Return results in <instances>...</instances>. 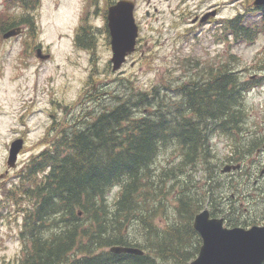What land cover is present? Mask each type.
<instances>
[{
	"label": "rangeland",
	"instance_id": "374dc122",
	"mask_svg": "<svg viewBox=\"0 0 264 264\" xmlns=\"http://www.w3.org/2000/svg\"><path fill=\"white\" fill-rule=\"evenodd\" d=\"M109 1L38 0L34 11L29 12L34 27L23 25L24 32L8 40L3 38L4 32H0V176L9 171L0 178V264H20L26 248L30 246L27 237H22V211L8 204L5 190L15 185L19 173L27 168L32 157L47 148L50 138L61 126L77 125L82 128L93 116L116 105L118 99L114 96L124 98L153 90L165 94L164 99L172 106L167 111H175L180 108L177 105L179 99L172 98L176 99L173 101L168 97V92L181 81L196 77L194 69L204 65L209 68L210 62L221 66L228 61L237 70L250 68L255 54L264 48V37L251 47L235 43L229 45L219 40L216 44L211 38L214 27L209 26L198 27L199 30L194 28V33L187 36L189 20L198 11L219 7L217 18L212 23L217 26L219 35V23L235 17L243 11L244 6H251L252 0H190L185 4L183 0H136V19L141 29L139 51L129 57L122 68L125 74L119 76L112 71L109 36L102 18ZM7 6L10 15H28V11L18 6L12 7L5 0H0V14ZM83 9L94 12L96 18L92 21L95 31L78 28ZM147 10L152 14L150 20L145 15ZM183 11L190 12H187L191 14L189 20L184 21L186 14ZM85 15L83 13V20ZM78 29L81 42L89 46L88 50H82L75 38ZM39 45L45 54L51 55L49 60L42 61L36 57ZM259 56L264 59V51ZM258 63L264 65V60H258ZM257 71L256 68L250 70L251 73ZM167 87H172V90ZM249 101L252 103L251 110L264 115V94L249 95ZM145 112L150 113L147 109ZM141 114L140 110L135 112V115ZM19 138L24 140V147L16 168L9 170L7 160L10 146ZM177 144V141L167 143L152 165L158 175L167 173L163 176L166 182L161 181L154 186L155 190H163L166 197L172 193L170 203H165L169 211L173 212V206L177 205L175 196L182 192L200 204L199 212L222 208L223 212L217 215L237 220L246 217L243 209H247V217L252 216L254 220L261 218L263 207L243 201L241 194L239 197L237 193L233 200L228 198L224 203L222 201L226 195H233V189L240 187L241 177V170L222 173L226 165L241 163L238 157L229 155L232 141L228 136L218 134L211 138L214 159L207 173L203 172L202 167L189 169L188 174L183 176L178 173L182 152ZM117 191V188L113 190L111 200ZM159 198L154 204L158 203ZM231 206L236 210L234 215L227 214ZM157 214L159 217L156 221L160 224L163 218L160 208ZM131 234L136 235L133 229Z\"/></svg>",
	"mask_w": 264,
	"mask_h": 264
},
{
	"label": "trees",
	"instance_id": "16d2710c",
	"mask_svg": "<svg viewBox=\"0 0 264 264\" xmlns=\"http://www.w3.org/2000/svg\"><path fill=\"white\" fill-rule=\"evenodd\" d=\"M5 2L28 15H10L7 6L0 14V32L22 25L34 27L29 12L38 0ZM261 31L264 26L258 33ZM77 33L79 39V29ZM256 36L249 34L247 41ZM78 43L82 49L89 47L81 40ZM224 79V74L216 75L214 88L205 98L206 115L211 104L217 129L222 132H226L223 121L229 114L230 96L229 82ZM232 82L235 117L241 93L235 78ZM172 91V98L177 99L178 89ZM187 93L195 106V93L191 89ZM164 97L160 90L124 98L116 95V105L93 116L82 128L61 127L47 148L31 158L15 185L5 190L8 204L22 211V237L30 243L20 264H189L197 257L201 238L193 222L200 204L179 192L177 205L169 211L165 203H170L172 193L166 197L154 186L166 182L163 176L167 173L158 175L152 165L167 143L174 141L182 152L178 163L182 176L196 167L207 173L214 155L200 126L178 121L176 110H166L172 106ZM138 110L141 116L135 115ZM158 208L163 214L160 224L156 221ZM225 219L228 227L239 226V219ZM112 246L139 247L145 254H115L109 251Z\"/></svg>",
	"mask_w": 264,
	"mask_h": 264
},
{
	"label": "flooded vegetation",
	"instance_id": "af4514ba",
	"mask_svg": "<svg viewBox=\"0 0 264 264\" xmlns=\"http://www.w3.org/2000/svg\"><path fill=\"white\" fill-rule=\"evenodd\" d=\"M113 1L116 2L119 0L109 1L107 12L109 7L112 6ZM189 1L190 0H183V4ZM218 10L219 7L218 9H208L204 12L198 11V13L190 20L189 17L191 16V14L188 15L190 12L183 11V14H186L184 21H190H188L189 28L186 29L189 30L187 36L194 33V28L199 30L200 28L198 27L202 28L205 26H209L210 28L214 27L212 29L214 36H212L211 38H213L214 43L216 44L219 40L222 42L225 41V43L227 42L226 44L229 45L235 43L239 46L243 45L251 47L256 46L258 43V39L264 37V32L258 33L259 28L264 26V7L257 8L254 6H244L243 11L238 12L235 17L226 18L223 22L219 23V35L216 32L217 26L212 24L213 21L217 18V16L213 17L211 15L213 11L217 12ZM83 13L86 14L84 16V20L82 19ZM145 15L148 20L152 18V14L149 10L145 12ZM95 18L96 17L93 11L92 13H90V11L86 12L83 9L81 12L80 23L78 25V28H89L91 30H94L95 27L92 20ZM102 18L106 26L107 15L103 13ZM256 33L257 37L253 41H247V37L249 36V34L253 36ZM195 36L198 37L196 33ZM139 45L140 38L138 40L135 53L132 54L130 57H132L139 51ZM261 50L259 53L255 54V57H257L258 59H255V57L253 58L254 61L251 64V66L253 67H242L240 70H237L231 64V61L223 63L221 66L218 65L219 67L217 66L216 62H210L208 65L209 68L204 65L199 67V69H194L196 77H194L192 80L184 82L181 81L177 86H175V89H178L177 99H179V103H177V105L180 107L175 111V115L178 116V121H188L189 124L200 126L199 130L203 132L202 136H204V138L208 140H211V138L217 136L218 134H223L228 136L232 141V145H230L229 147V155L232 157H239L241 161V177L239 183L240 187L233 189V195H226L224 199L222 198V201L224 203V201L228 198H230L229 200H233L232 198H234V196L236 198V194L238 193L239 197L241 194V198L243 199V201L245 200L250 204L261 205L263 207L261 212L262 215L259 220H254L252 216L247 217L245 212H247L248 210L245 209L244 211L243 209V214L246 217L239 219V226L244 228H250L254 225H264V115H259L254 110H251L250 105L252 103L251 101H249V95H254L255 93H258L259 96H261L264 94V65H260L258 63V60H264L259 56V54H263L264 48ZM234 58L235 57H233V59ZM128 60L129 57L127 61ZM194 61H197V63L199 62L196 59ZM126 63L124 65H126ZM222 66H224L225 69L223 71H218V69H220ZM252 68H256L258 71L251 73L250 70ZM118 74L119 76H123L125 74V71L122 70V73L118 72ZM218 74H224L225 82H229L228 88L230 91V96L227 102L229 107V114L223 121L226 125V132H222L217 129V121L213 117V112H211L210 110L211 104H209L208 116L206 115L205 109V98L207 97V93L209 94V91L211 92L214 88L215 77ZM232 78L236 79L237 83L235 84V86H237L238 91L241 93V100L239 102H236L235 117L233 116L234 104L232 101L231 93V89L234 85L232 82ZM167 88L169 90H172V87ZM189 89L193 90V92L195 93V96H193V99L196 100L195 106L194 102H191L188 98L187 91ZM168 93V97L170 98H172V96H175L173 95V91H170ZM212 98L213 100L215 98L213 94ZM175 103H173V105H175ZM262 107H264V103H262ZM169 113L170 112H168V114ZM52 127L54 128V126ZM8 172L9 171H6L5 174H7ZM243 204L244 203H242V205ZM224 206L225 204H223L222 207ZM235 211L236 210L231 206L228 209L227 214L230 215L231 213L232 215H234ZM238 211L240 210L238 209ZM215 212L221 213L223 212V209L217 208V211L215 210ZM212 213L214 212L210 211L211 217L220 216L226 222L224 216H216ZM226 218L232 219L227 216ZM249 219H251L252 221H249ZM232 220L236 221V219Z\"/></svg>",
	"mask_w": 264,
	"mask_h": 264
},
{
	"label": "water",
	"instance_id": "95a60500",
	"mask_svg": "<svg viewBox=\"0 0 264 264\" xmlns=\"http://www.w3.org/2000/svg\"><path fill=\"white\" fill-rule=\"evenodd\" d=\"M255 6H264V0H254ZM135 3L121 0L112 5L108 11V28L111 35L113 71H117L126 61L128 55L135 51L138 26L134 17ZM216 15V12L211 14ZM23 32L21 27L3 34L4 39L19 36ZM37 58L48 60L50 55L43 54L37 49ZM24 140L16 139L11 143L7 165L9 169L17 166L20 152L23 150ZM240 165H227L223 173L238 170ZM194 228L202 239L199 255L190 264H264V226H253L250 229L240 227L227 228L224 219L211 218L210 212L204 210L196 215ZM113 253L143 255L144 251L138 247L115 246Z\"/></svg>",
	"mask_w": 264,
	"mask_h": 264
},
{
	"label": "bare ground",
	"instance_id": "6f19581e",
	"mask_svg": "<svg viewBox=\"0 0 264 264\" xmlns=\"http://www.w3.org/2000/svg\"><path fill=\"white\" fill-rule=\"evenodd\" d=\"M231 100V99H230ZM226 101V100H225ZM227 101H228V99H227Z\"/></svg>",
	"mask_w": 264,
	"mask_h": 264
}]
</instances>
